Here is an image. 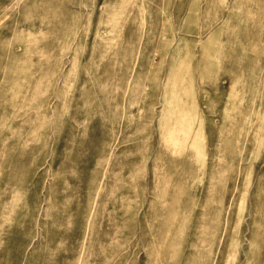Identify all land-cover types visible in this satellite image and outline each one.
<instances>
[{
	"label": "rangeland",
	"instance_id": "obj_1",
	"mask_svg": "<svg viewBox=\"0 0 264 264\" xmlns=\"http://www.w3.org/2000/svg\"><path fill=\"white\" fill-rule=\"evenodd\" d=\"M0 264H264V0H0Z\"/></svg>",
	"mask_w": 264,
	"mask_h": 264
}]
</instances>
